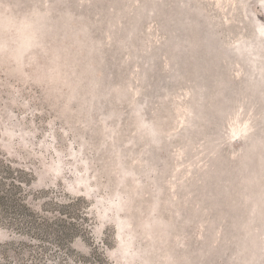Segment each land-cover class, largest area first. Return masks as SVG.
I'll list each match as a JSON object with an SVG mask.
<instances>
[{"label":"rangeland","instance_id":"rangeland-1","mask_svg":"<svg viewBox=\"0 0 264 264\" xmlns=\"http://www.w3.org/2000/svg\"><path fill=\"white\" fill-rule=\"evenodd\" d=\"M2 194L0 264H264V0H0Z\"/></svg>","mask_w":264,"mask_h":264},{"label":"trees","instance_id":"trees-1","mask_svg":"<svg viewBox=\"0 0 264 264\" xmlns=\"http://www.w3.org/2000/svg\"><path fill=\"white\" fill-rule=\"evenodd\" d=\"M49 44V43H47ZM68 52V51H67ZM69 53V52H68ZM43 56L41 57L42 59H45L46 61H49V59L51 60V58L53 57L51 54H50V51H45L43 54ZM64 56H65V53H64ZM68 56V54H67ZM2 62V61H1ZM50 62V61H49ZM46 65L48 63H45ZM44 64V65H45ZM43 65V63L41 64ZM78 67V66H77ZM41 72H43V69L42 70H36V73L35 76H41ZM111 79H112V76L110 75ZM50 84V93H51V96H53L55 99H59L61 97V89L59 88V85L56 86L55 83H49ZM113 98H114V101L109 103L110 107H112L113 109H116L117 106L116 103L117 102H121L122 100H124L125 97H121L119 96L118 94L114 93L113 95ZM159 102L156 104V109L154 110V113H156V119L158 120V122L164 127V128H167V126L169 125V122L172 120L171 119V116L169 115L170 114V111H168V107L166 106V104L162 103V101L158 100ZM69 104H75L74 102H70ZM64 105V104H63ZM77 109V110H76ZM118 109V108H117ZM79 108L76 107L74 110H73V113H76V112H79ZM64 114H66L67 116H71L70 111H66L64 110L63 111ZM162 114L163 117H159L158 114ZM74 132H76L77 134V138L79 139V142H80V145H81V141H80V135H81V130L77 129L76 126L72 128ZM97 151L100 153L101 149L100 148H97ZM14 152V149L11 150V155L13 154ZM30 170V169H29ZM110 178H112L111 176H109V180ZM93 180V178H92ZM2 193V192H1ZM4 195V194H2ZM11 196V194H10ZM14 196L12 197H7L6 194L4 196H0V206L2 207V209H5L6 207L10 206L14 211H17V204H16V200L13 198ZM66 203H61L59 202L58 206L60 208H62V210H70V208H72V206H74V203L77 202V200H65ZM6 205V206H5ZM0 207V208H1ZM90 209H88L89 211ZM61 213L59 212V215ZM67 215V213H66ZM174 217V216H173ZM59 220V221H57ZM62 222H64L63 220L61 219H58L56 216H54L52 219H49L47 222H46V229L49 233H51L52 237H54L55 239L59 240L58 242H63L65 240H68L70 238H72L76 233H78V231H80V228H76V226H74L73 224H69V226H64V223L63 225H60L62 224ZM53 224H55L54 226H62L63 228H65V231L64 232H60L61 235H57L55 230L53 229ZM65 239V240H64Z\"/></svg>","mask_w":264,"mask_h":264}]
</instances>
